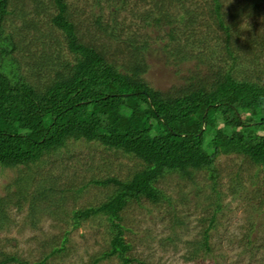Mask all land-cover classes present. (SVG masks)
I'll list each match as a JSON object with an SVG mask.
<instances>
[{
    "label": "trees",
    "instance_id": "1",
    "mask_svg": "<svg viewBox=\"0 0 264 264\" xmlns=\"http://www.w3.org/2000/svg\"><path fill=\"white\" fill-rule=\"evenodd\" d=\"M128 1L120 0L119 7L124 8ZM252 1L240 4L231 20H227L221 0L211 1L210 25L214 24L225 35V49L232 59L231 65L225 67L212 60L217 53L213 48L191 57L186 51L191 45L188 38L184 43L182 38L189 35V29L200 24L193 2L153 1V6L142 18L147 27L165 32L168 63L170 58L180 64L192 58L196 59L198 68L184 85L162 91L145 78L150 69L142 54L149 46L147 41L134 45L129 65H120L97 46L80 40L76 25L68 17L65 0H54L59 11L52 18V24L64 33L74 60L58 64L57 59L45 51L40 55L46 56L45 64L33 63V78L39 81L46 68L52 77H48L45 84L29 81L20 73V66L12 56L17 45L4 28L10 0H0V168L41 166L46 164V158L57 155L70 141L99 144L138 159L143 166L124 180L112 176L92 179L91 185L112 187L106 200L99 205L70 211L64 209V204H54L50 200L53 193H57L55 185L37 188L30 196L28 188L33 176L17 175L7 187L6 196L10 200L0 196V231L10 229L15 223L7 211L14 202L11 199L17 198L15 205L19 208L25 201L30 203L28 222L35 227L43 216L57 217V213L64 214L73 229L88 220L99 219L108 236L109 247L93 264L111 257H116L119 264H135L139 260L130 255L132 245L124 237L123 213L134 204L158 205L166 200L168 197L159 185L167 175L177 174L195 181L197 174L205 172L216 194L212 203L215 208L210 226L201 233L203 239L193 242L197 247L189 260H197L203 249L208 253L209 232L222 205L217 189V160L235 154L264 171V69L254 68L258 64L254 57L247 58L248 65L243 73L248 72L249 67L250 72L254 71L253 79L257 80L249 76L234 77L233 70L242 56H235L236 51L230 45L232 29L236 30L237 26L235 21L243 14L251 15L245 13L257 8L258 0ZM113 2L109 0L110 6L115 4ZM234 33L239 39V33ZM255 41L249 42L250 45L255 46ZM262 49L264 45L259 50L262 52ZM84 189V186L69 187L61 193L70 192L80 197ZM197 189L199 194L201 189L199 186ZM45 201L51 204L41 206ZM51 206H56V210L51 211ZM70 232L65 231L63 242ZM175 233H170L166 240L174 239ZM59 249H64V243L54 247L52 252ZM1 254L0 264H30L17 255ZM49 255H45L44 260ZM44 260L34 264H44Z\"/></svg>",
    "mask_w": 264,
    "mask_h": 264
},
{
    "label": "rangeland",
    "instance_id": "2",
    "mask_svg": "<svg viewBox=\"0 0 264 264\" xmlns=\"http://www.w3.org/2000/svg\"><path fill=\"white\" fill-rule=\"evenodd\" d=\"M113 1L115 4L110 6L109 0H65L68 17L76 25L80 40L97 46L110 60L120 65H129L133 59L134 45L147 41L149 46L142 54L150 69L145 78L162 91L184 85L189 76L198 70L196 59L190 58L180 64L170 58L171 62L168 63L165 32L147 27L142 18L153 6L154 0H129L124 8L119 7L120 0ZM190 1L198 12L200 24L189 29V35L182 38L183 43L189 40L188 44L191 45L186 49L189 57L213 48L217 52L215 59H212L215 63H221L224 67L231 65V56L225 49V35L217 26L210 25L212 0ZM221 2L227 20H231L245 0ZM256 2L257 8L245 13L251 15L243 14L240 21H235L236 30L232 29L230 45L236 51L235 56H242L233 70L234 77L249 76L257 80L253 79L254 71L250 72L249 67L248 72L243 73L248 65L247 58L254 57L258 63L254 68L264 69V49L262 52L259 50L264 45V0ZM6 9L5 32L12 35L17 45L12 56L20 66V73L29 81H36L31 68L33 63L45 64L46 56H40L45 51L54 56L58 64L74 60L64 33L52 24V18L59 11L54 0H10ZM169 9L174 10L173 7ZM111 15L114 16L113 21ZM236 31L239 39L234 33ZM255 39V44L252 43L255 46H251L249 42ZM37 56L40 59L34 60ZM48 77L52 75L46 68L42 78L35 83L45 84ZM45 161L46 164L31 166L30 169L0 168V196L9 201L6 194L10 181L17 175H28L33 176L28 188L30 196L37 188L55 185L57 193H53L50 200L54 204H64L67 211L95 206L106 200L112 187L91 185L92 179L112 176L124 180L143 167L138 159L84 141H70L57 155L49 156ZM216 165L217 189L222 205L209 232L210 251L206 253L203 249L197 260H189L192 250L197 247L193 242L201 241L202 231L211 224L215 208L212 203L216 196L211 188L212 181L205 172L197 174L195 181L170 174L159 185L169 199L158 205L149 202L134 204L123 213L124 237L132 245L130 255L139 260L135 264H142V261L147 264H264V171L235 154L221 156ZM82 186L85 189L80 197L70 192L61 193L69 187ZM198 186L201 189L199 194L196 193ZM11 200L14 202L7 212L15 223L10 229L0 231V260L1 253H8L34 264L50 254L44 264H93L96 257L109 247L108 236L99 219L88 220L73 229L67 224L70 222L67 217L57 213V217L43 216L35 227L28 222L30 203L25 201L24 206L19 208L15 205L18 199ZM42 203L43 207L51 204L48 201ZM53 210H56V206L51 208ZM67 229L71 232L63 242ZM173 231L176 236L167 241ZM63 243V250L52 252L54 247H60ZM98 264H119V260L116 257L105 258Z\"/></svg>",
    "mask_w": 264,
    "mask_h": 264
}]
</instances>
